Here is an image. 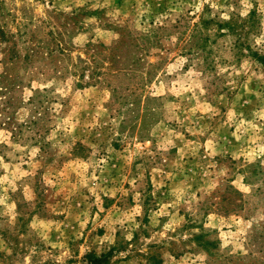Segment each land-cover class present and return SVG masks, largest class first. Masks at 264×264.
I'll use <instances>...</instances> for the list:
<instances>
[{
  "label": "rangeland",
  "instance_id": "1",
  "mask_svg": "<svg viewBox=\"0 0 264 264\" xmlns=\"http://www.w3.org/2000/svg\"><path fill=\"white\" fill-rule=\"evenodd\" d=\"M202 18L239 25L211 67ZM0 28V264H264V0H0Z\"/></svg>",
  "mask_w": 264,
  "mask_h": 264
},
{
  "label": "trees",
  "instance_id": "2",
  "mask_svg": "<svg viewBox=\"0 0 264 264\" xmlns=\"http://www.w3.org/2000/svg\"><path fill=\"white\" fill-rule=\"evenodd\" d=\"M237 26H239L238 23L233 20L219 23L214 20H205L202 18L198 22H193L192 24L190 22H186L184 26L177 28L180 35L179 40L186 42V46L183 47V53L188 52L189 54H194L195 56H201L207 63L208 67H211L210 56L212 55V36L209 34L210 31L212 32L215 28L214 37H220L228 32L234 35H239L237 34ZM182 27H184L183 30ZM5 42H7V34L0 28V51L3 50V44ZM240 45L241 44H239V46ZM253 56L259 63L264 65V55L255 52L253 53ZM14 58H19L18 52L15 53ZM4 74H7V72L0 75V94L7 96L6 94L14 92L19 87V84L15 79L9 78ZM10 100L4 102V104L8 105Z\"/></svg>",
  "mask_w": 264,
  "mask_h": 264
}]
</instances>
